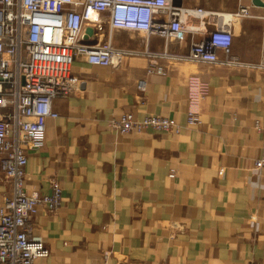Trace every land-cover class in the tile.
Masks as SVG:
<instances>
[{"label": "crops", "instance_id": "1", "mask_svg": "<svg viewBox=\"0 0 264 264\" xmlns=\"http://www.w3.org/2000/svg\"><path fill=\"white\" fill-rule=\"evenodd\" d=\"M241 6L251 15H237ZM182 7V41L107 26L101 40L111 34L117 48L138 54L114 66L76 58L79 90L53 100L59 116L47 119L45 145L28 150L27 186L48 193L57 178L63 188L61 206L40 207L32 219L33 238L50 248L36 264H264V167H255L264 155L257 127H264V7L252 0H182ZM215 27L231 30L235 61L146 54H188ZM150 63L166 74H148ZM192 75L209 84L197 125L187 124ZM125 112L174 117L181 127L120 133L109 122ZM2 158L0 203L11 190Z\"/></svg>", "mask_w": 264, "mask_h": 264}, {"label": "built area", "instance_id": "2", "mask_svg": "<svg viewBox=\"0 0 264 264\" xmlns=\"http://www.w3.org/2000/svg\"><path fill=\"white\" fill-rule=\"evenodd\" d=\"M184 10L173 0H0V154L3 174L11 185L0 203V264H36L50 255L46 242L33 238L32 219L40 207L56 211L63 201V188L57 178L51 180L48 193L27 186L28 150L44 147L47 119L59 116L53 100L79 90L80 79L72 70L76 58L85 56L91 64L114 66L127 55L138 54L117 48L111 34L101 40L107 26L182 41ZM236 14L250 16L251 11L241 6ZM88 26L96 29L93 42L84 39ZM232 39L230 29L215 27L207 38L192 42L188 54L168 50L146 54L154 60L230 63L237 59L232 55ZM147 73L166 74V68L150 63ZM188 87L187 124L197 125L202 122L200 105L209 84L192 75ZM145 88L146 80L141 79L138 89ZM109 123L120 133L179 132L181 127L174 117L147 114L138 118L133 112L113 117ZM257 127L264 133V127ZM255 167H264V155ZM249 182L248 175L244 184Z\"/></svg>", "mask_w": 264, "mask_h": 264}, {"label": "water", "instance_id": "3", "mask_svg": "<svg viewBox=\"0 0 264 264\" xmlns=\"http://www.w3.org/2000/svg\"><path fill=\"white\" fill-rule=\"evenodd\" d=\"M254 5L264 7V0H252ZM173 3L177 6H182V0H173ZM84 39L89 42H93L97 39L96 29L93 26H88L84 33Z\"/></svg>", "mask_w": 264, "mask_h": 264}]
</instances>
